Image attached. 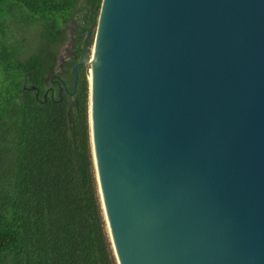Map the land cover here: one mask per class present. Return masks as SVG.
I'll return each mask as SVG.
<instances>
[{
  "label": "water",
  "instance_id": "1",
  "mask_svg": "<svg viewBox=\"0 0 264 264\" xmlns=\"http://www.w3.org/2000/svg\"><path fill=\"white\" fill-rule=\"evenodd\" d=\"M94 47L118 263L264 264V0H103Z\"/></svg>",
  "mask_w": 264,
  "mask_h": 264
},
{
  "label": "trees",
  "instance_id": "2",
  "mask_svg": "<svg viewBox=\"0 0 264 264\" xmlns=\"http://www.w3.org/2000/svg\"><path fill=\"white\" fill-rule=\"evenodd\" d=\"M102 2L0 0V264H119L93 155L86 66L74 90ZM16 6L28 13L19 10L11 30ZM28 29L39 33L36 47ZM68 40L74 55L60 65Z\"/></svg>",
  "mask_w": 264,
  "mask_h": 264
},
{
  "label": "rangeland",
  "instance_id": "3",
  "mask_svg": "<svg viewBox=\"0 0 264 264\" xmlns=\"http://www.w3.org/2000/svg\"><path fill=\"white\" fill-rule=\"evenodd\" d=\"M24 8L21 6H16V9L13 10V11H9L7 12V15H8V18H6L9 22V25L11 27V30L12 29H16L18 26V24L20 22H16L17 20H21V15L19 12L20 11H24L25 13H28L26 12V10H23ZM20 10V11H19ZM23 13V14H25ZM76 25L75 22L72 23L71 25V28H70V31H69V35L73 32V29H74V26ZM27 37L29 39V42L33 45V46H37V43L40 42V37H39V33L37 31H35V29H28L27 31ZM96 33H97V27L94 28L92 31H91V37H90V40L92 41V44L90 45V47L92 48L94 46V43H95V38H96ZM17 38V36H16ZM70 41L71 40H68L64 45L62 46H59L58 48V55H59V63L60 65H62V62H64L67 57L70 55ZM32 52L35 50V48H31ZM27 57V56H26ZM87 67V74L89 75V67ZM58 72H60V69L58 70ZM89 79V78H88Z\"/></svg>",
  "mask_w": 264,
  "mask_h": 264
},
{
  "label": "bare ground",
  "instance_id": "4",
  "mask_svg": "<svg viewBox=\"0 0 264 264\" xmlns=\"http://www.w3.org/2000/svg\"><path fill=\"white\" fill-rule=\"evenodd\" d=\"M94 52H95V47L93 46L92 47V51H91V61H90V65H89V78H90V81L92 82V79H93V69H94V60H95V56H94Z\"/></svg>",
  "mask_w": 264,
  "mask_h": 264
},
{
  "label": "flooded vegetation",
  "instance_id": "5",
  "mask_svg": "<svg viewBox=\"0 0 264 264\" xmlns=\"http://www.w3.org/2000/svg\"><path fill=\"white\" fill-rule=\"evenodd\" d=\"M72 33H75V31H73ZM83 50H84V46H83ZM84 52V51H83ZM74 55V44H73V41L71 40L70 41V55L69 56H73ZM82 59V58H81ZM81 61V60H80ZM79 61V62H80ZM65 63V61L64 62H62V64H64ZM78 63V62H77ZM56 76L57 75H54L53 77H52V80L54 81V83H56Z\"/></svg>",
  "mask_w": 264,
  "mask_h": 264
}]
</instances>
